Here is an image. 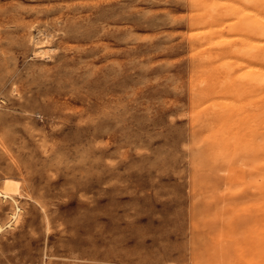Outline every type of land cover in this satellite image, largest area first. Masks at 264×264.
<instances>
[{"label": "rangeland", "instance_id": "374dc122", "mask_svg": "<svg viewBox=\"0 0 264 264\" xmlns=\"http://www.w3.org/2000/svg\"><path fill=\"white\" fill-rule=\"evenodd\" d=\"M196 4L0 0V264H264V107L208 72Z\"/></svg>", "mask_w": 264, "mask_h": 264}, {"label": "bare ground", "instance_id": "6f19581e", "mask_svg": "<svg viewBox=\"0 0 264 264\" xmlns=\"http://www.w3.org/2000/svg\"><path fill=\"white\" fill-rule=\"evenodd\" d=\"M163 2V1H162ZM213 2V1H212ZM216 2V1H215ZM151 3V2H150ZM199 17L195 20L199 32L196 33L198 40L201 42L203 52L200 59L206 63L208 72L217 79L218 84L224 85L226 92L230 96H244L247 92L258 97L259 102L264 107V0H246L239 2L237 0H226L223 3H211L210 0H196ZM147 4V3H145ZM162 5V3H161ZM179 5V4H178ZM140 6V5H139ZM134 7V6H133ZM141 7V6H140ZM159 8V7H157ZM168 8V7H167ZM146 10V9H145ZM70 15V14H69ZM72 15V14H71ZM79 15V14H77ZM50 17V16H49ZM135 17V15H134ZM191 18V17H190ZM59 20V19H57ZM126 23V22H124ZM159 23V22H158ZM162 23V22H160ZM111 25V24H110ZM117 25V24H115ZM119 25V24H118ZM193 28H195L193 26ZM226 28V29H225ZM106 29V28H105ZM144 29V28H143ZM164 30V29H161ZM180 30V29H179ZM184 30V29H183ZM226 33H225V31ZM139 32V31H138ZM142 32V31H141ZM155 32V31H154ZM190 32V31H189ZM101 33V32H100ZM41 35V34H40ZM48 36V35H46ZM34 39V38H33ZM109 40V39H108ZM113 40V39H112ZM34 41V40H33ZM177 41V40H175ZM196 41V40H195ZM34 43V42H33ZM52 44V43H51ZM121 44V43H120ZM118 45V44H117ZM116 45V46H117ZM49 46V45H48ZM69 47V46H68ZM119 47V46H117ZM116 47V48H117ZM122 47V45H121ZM189 47V46H188ZM187 47V48H188ZM49 48V47H48ZM180 48V47H179ZM177 50V49H176ZM179 51V50H177ZM42 52V51H41ZM180 52V51H179ZM174 53V52H173ZM183 53V52H182ZM188 53V52H187ZM178 54V53H175ZM172 55V54H171ZM183 55V54H182ZM160 56V55H159ZM173 57V56H172ZM175 57V56H174ZM164 58V57H163ZM49 59V58H48ZM159 59V58H158ZM154 60V59H153ZM200 62V63H202ZM163 63V62H161ZM198 63V62H197ZM169 64V63H167ZM166 64V67H167ZM45 65V64H44ZM160 66V65H159ZM198 66V65H197ZM162 67V66H161ZM159 68V67H158ZM170 68V67H169ZM162 69V68H161ZM160 69V70H161ZM185 69V68H184ZM205 69V68H204ZM196 70V69H195ZM139 71V70H137ZM198 71V70H197ZM203 74V73H202ZM136 77V76H133ZM156 77V76H155ZM118 79V78H117ZM155 79V78H154ZM205 82V81H204ZM131 83V81H130ZM198 84V83H197ZM208 86V85H207ZM204 86V87H207ZM225 93V92H224ZM172 94V93H171ZM199 96V94H197ZM219 95V94H218ZM224 95V94H222ZM226 94L225 97H227ZM219 97V96H218ZM215 98V97H213ZM223 98V97H221ZM230 98V97H229ZM199 99V98H197ZM205 99V98H204ZM192 100V99H191ZM201 100V99H200ZM203 100V99H202ZM235 101V100H234ZM238 102V101H237ZM244 103V101L242 102ZM217 104V103H216ZM109 105V104H108ZM146 105V104H144ZM213 105V104H212ZM214 107V106H212ZM106 108V107H105ZM104 109V108H103ZM118 109V108H117ZM169 110V109H168ZM199 110V109H198ZM239 110L237 104L224 101L218 106V111L222 113L224 119L228 117L230 111ZM108 111V110H107ZM110 111V110H109ZM119 111V110H118ZM213 111V110H212ZM166 112V111H165ZM180 112V111H178ZM210 112V111H209ZM120 113V112H119ZM208 113V112H207ZM205 113V114H207ZM213 113V112H212ZM179 115V114H178ZM216 115V114H213ZM162 116V115H161ZM173 116V115H171ZM186 116V115H185ZM211 116V115H210ZM179 117V116H178ZM209 117V116H208ZM188 122V121H187ZM202 122V121H199ZM206 122V121H205ZM203 124V122H202ZM201 124V125H202ZM200 125V124H199ZM200 125V126H201ZM206 125V124H205ZM204 125V126H205ZM210 125V123H209ZM193 126V125H191ZM198 126V125H197ZM202 127V126H201ZM209 127V126H208ZM196 128V127H195ZM210 128V127H209ZM157 130V129H156ZM200 130V129H199ZM212 130V127H211ZM195 131V130H194ZM201 131V130H200ZM193 133V132H192ZM222 134V133H221ZM220 134V135H221ZM201 135V133H200ZM197 136V135H196ZM262 136V135H261ZM233 138V137H232ZM196 140V137H195ZM232 140V139H231ZM234 140V138H233ZM201 141V140H200ZM199 141V143H200ZM128 142V140H127ZM232 142V141H231ZM197 144V143H196ZM199 145V144H198ZM250 148V147H249ZM223 148H221L222 150ZM226 150V147H225ZM227 150H229L227 148ZM247 150V149H245ZM203 151V150H202ZM230 151V150H229ZM188 152V151H187ZM204 152V151H203ZM214 152V151H212ZM224 152V151H223ZM235 152V151H232ZM249 152V151H248ZM195 153V152H194ZM218 153V151H217ZM229 153V152H228ZM196 154V153H195ZM207 154V153H206ZM221 157V153H218ZM197 155V154H196ZM208 155V154H207ZM210 155V154H209ZM212 155V153H211ZM214 157L218 155L214 153ZM229 155V154H228ZM226 156V152L222 158ZM233 156V154H232ZM213 157V156H211ZM235 157V155L233 156ZM122 158V156H121ZM189 158V157H188ZM194 158V157H193ZM209 158V156L205 157ZM215 159V158H214ZM225 159V158H224ZM222 159V161L224 160ZM227 159V158H226ZM187 160V159H186ZM207 160V159H206ZM212 160V159H211ZM210 160V161H211ZM217 161V159H215ZM214 160V161H215ZM230 160V159H228ZM194 161V160H193ZM240 161V160H239ZM192 162V160H191ZM197 162V160H196ZM213 162V161H212ZM224 162H227L225 160ZM257 162V161H255ZM261 162V161H259ZM258 162V163H259ZM229 163V162H228ZM240 163V162H239ZM71 164V163H70ZM217 164L214 163L213 165ZM256 164V163H255ZM209 165V164H208ZM221 165V164H220ZM163 167V166H162ZM190 167V166H189ZM210 167V166H209ZM232 166L231 168H233ZM193 168V167H191ZM211 169L213 167H210ZM159 169V168H158ZM240 168H237V171ZM156 170V169H155ZM161 170V169H160ZM191 170V169H190ZM234 170V169H233ZM236 170V169H235ZM244 170V169H243ZM242 170V171H243ZM224 171V170H223ZM236 171V173H237ZM111 172V171H110ZM165 172V170H164ZM178 172V171H177ZM190 172V171H189ZM210 172V171H208ZM112 173V172H111ZM168 173V172H167ZM184 173V171H183ZM233 171V174H236ZM239 173V172H238ZM241 173V171H240ZM239 173V174H240ZM113 174V173H112ZM115 174V173H114ZM158 174V173H157ZM182 174V173H181ZM193 174V173H192ZM199 174V173H198ZM208 174V173H206ZM229 174V173H228ZM110 175V173H109ZM159 175V174H158ZM164 175V174H163ZM177 175V174H176ZM180 175V174H179ZM231 176V174H229ZM228 175V177H229ZM244 175V173H243ZM108 176V175H107ZM155 177V176H154ZM233 177V176H232ZM234 179V178H232ZM231 179V180H232ZM230 180V179H227ZM259 180V178H257ZM17 180H5L0 186V199L3 201L9 200L15 208L9 213V221L5 226L0 225V233L6 228H12L13 223L17 222L20 216L21 208L18 206L16 197H21ZM160 181V180H159ZM188 181V180H187ZM238 181V180H237ZM236 181V182H237ZM241 181V178L240 180ZM153 182V181H152ZM155 182V181H154ZM185 182V181H184ZM236 183L234 181H230ZM211 183V182H210ZM154 184V183H153ZM152 184V185H153ZM194 184V183H193ZM197 184V183H196ZM208 184V183H207ZM151 185V184H150ZM161 185V184H160ZM159 185V186H160ZM202 185V184H201ZM204 185V183H203ZM227 185V184H226ZM225 185V186H226ZM235 185V184H234ZM167 186V185H166ZM169 186V185H168ZM198 186V184H197ZM209 186V185H208ZM236 186V185H235ZM232 187L233 189L235 188ZM171 187V186H170ZM173 187V186H172ZM195 187V186H194ZM212 187V186H211ZM224 187V186H223ZM151 188V187H150ZM167 188V187H166ZM200 188V186H199ZM202 187L201 189H203ZM225 188V187H224ZM156 189V188H154ZM215 189V188H213ZM210 189V190H213ZM153 190V189H152ZM161 190V189H160ZM159 190V191H160ZM193 190V188L191 189ZM222 190V189H221ZM236 190V188H235ZM234 190V191H235ZM155 191V190H154ZM173 191V190H172ZM176 191V189H175ZM194 191V190H193ZM192 191V192H193ZM200 191V190H199ZM233 191V190H232ZM166 192V191H165ZM168 192V191H167ZM174 192V191H173ZM153 193V192H152ZM176 193V192H175ZM150 194V193H149ZM156 195V194H155ZM160 196V194H159ZM173 196V195H172ZM194 196V195H193ZM197 196V195H196ZM161 197H163L161 195ZM167 197V196H165ZM169 197V196H168ZM174 197V196H173ZM200 197V196H199ZM198 197V198H199ZM160 198V197H159ZM172 198V197H171ZM176 198V197H175ZM30 199V198H28ZM162 199V198H161ZM168 199V198H167ZM178 198H176L177 200ZM197 199V197H196ZM198 201V200H197ZM201 201V200H200ZM198 201V202H200ZM83 202V200H82ZM81 202V204H82ZM135 202V201H134ZM197 202V203H198ZM29 203V202H28ZM129 203V202H128ZM194 203V202H193ZM130 204V203H129ZM23 205V203H22ZM128 205V204H126ZM132 205V203H131ZM128 207V206H127ZM179 207V206H178ZM130 208V207H129ZM128 208V209H129ZM188 208V207H186ZM191 208V207H190ZM184 209V208H183ZM44 210V209H43ZM188 210V209H187ZM132 212V211H131ZM258 213V212H257ZM260 214V213H259ZM171 216V215H170ZM183 221V220H182ZM184 222V221H183ZM182 222V223H183ZM222 223V222H221ZM2 224V223H1ZM14 227V226H13ZM98 227H96L97 229ZM243 230V229H242ZM186 231V230H185ZM245 231V230H244ZM188 232V231H186ZM6 233V232H4ZM10 233V232H8ZM184 233V231L182 232ZM248 234V233H247ZM8 235V234H7ZM91 235V234H90ZM173 235V234H172ZM186 235V234H185ZM171 236V233H170ZM184 236V235H183ZM188 236V235H187ZM187 238V237H186ZM244 238V235L243 237ZM241 238V239H242ZM240 239V240H241ZM229 240V239H228ZM187 241V240H186ZM256 245V244H255ZM187 247V246H186ZM185 247V248H186ZM192 247V246H191ZM181 249V248H180ZM179 249V250H180ZM183 250V249H181ZM194 253V252H193ZM243 259V258H242ZM232 260V258H231ZM254 260V259H251ZM248 261V260H247ZM192 263V262H191ZM249 263V262H248ZM184 264V262H183ZM218 264V263H217ZM233 264V263H232Z\"/></svg>", "mask_w": 264, "mask_h": 264}]
</instances>
